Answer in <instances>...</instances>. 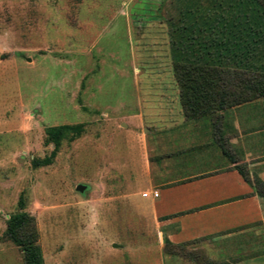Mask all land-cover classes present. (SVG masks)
Returning <instances> with one entry per match:
<instances>
[{
    "label": "rangeland",
    "instance_id": "1",
    "mask_svg": "<svg viewBox=\"0 0 264 264\" xmlns=\"http://www.w3.org/2000/svg\"><path fill=\"white\" fill-rule=\"evenodd\" d=\"M173 1L0 0V264H23L3 237L21 194L44 264H159L143 198L123 195L142 189L148 156L133 113L141 101L151 118L152 82L175 80ZM67 123L84 131L34 166L54 148L46 127Z\"/></svg>",
    "mask_w": 264,
    "mask_h": 264
},
{
    "label": "crops",
    "instance_id": "2",
    "mask_svg": "<svg viewBox=\"0 0 264 264\" xmlns=\"http://www.w3.org/2000/svg\"><path fill=\"white\" fill-rule=\"evenodd\" d=\"M152 83L159 107L146 119L140 101L133 113L148 129L144 182L123 198H143L133 200L158 233L157 263L264 264V96L187 119L176 81ZM165 241L187 254L164 250Z\"/></svg>",
    "mask_w": 264,
    "mask_h": 264
},
{
    "label": "trees",
    "instance_id": "3",
    "mask_svg": "<svg viewBox=\"0 0 264 264\" xmlns=\"http://www.w3.org/2000/svg\"><path fill=\"white\" fill-rule=\"evenodd\" d=\"M168 15L173 72L187 119L214 115L264 96V0H174ZM83 123L50 125L47 143L54 148L34 166L50 164L64 139L74 140ZM225 152L233 156L225 143ZM243 177L247 170L236 165ZM7 221L3 237L22 252L23 264H44L36 218L23 194ZM164 250L187 254L183 245L165 241Z\"/></svg>",
    "mask_w": 264,
    "mask_h": 264
},
{
    "label": "water",
    "instance_id": "4",
    "mask_svg": "<svg viewBox=\"0 0 264 264\" xmlns=\"http://www.w3.org/2000/svg\"><path fill=\"white\" fill-rule=\"evenodd\" d=\"M84 187H85L84 185L80 184L77 186V189L82 190V189H84Z\"/></svg>",
    "mask_w": 264,
    "mask_h": 264
},
{
    "label": "built area",
    "instance_id": "5",
    "mask_svg": "<svg viewBox=\"0 0 264 264\" xmlns=\"http://www.w3.org/2000/svg\"><path fill=\"white\" fill-rule=\"evenodd\" d=\"M158 193H157V191H154V195H157Z\"/></svg>",
    "mask_w": 264,
    "mask_h": 264
}]
</instances>
